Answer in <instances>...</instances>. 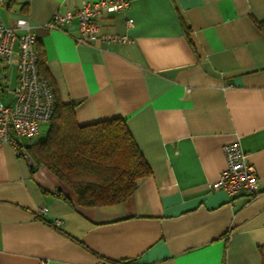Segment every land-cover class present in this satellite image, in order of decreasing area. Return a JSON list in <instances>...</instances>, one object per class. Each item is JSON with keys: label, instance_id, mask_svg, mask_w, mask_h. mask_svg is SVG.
<instances>
[{"label": "crops", "instance_id": "1", "mask_svg": "<svg viewBox=\"0 0 264 264\" xmlns=\"http://www.w3.org/2000/svg\"><path fill=\"white\" fill-rule=\"evenodd\" d=\"M97 1L6 0L0 15L8 27L26 18L78 124L122 119L151 175L127 202L86 208L0 145V264H264V0H126L96 20L126 44H78L76 20L46 27ZM235 141L256 197L211 188Z\"/></svg>", "mask_w": 264, "mask_h": 264}, {"label": "built area", "instance_id": "2", "mask_svg": "<svg viewBox=\"0 0 264 264\" xmlns=\"http://www.w3.org/2000/svg\"><path fill=\"white\" fill-rule=\"evenodd\" d=\"M6 0H0V10ZM126 0H100L83 3L75 12H55L46 27L57 30L76 20L80 37L78 44L102 40L107 43L126 44L124 36H99L96 20L103 14L123 11ZM128 27L133 22L128 21ZM37 39L24 17H16L12 26H6L0 15V145H9L16 154L30 160L25 148L18 143L20 138H33L39 134L42 124L50 123L54 113V94L46 81L40 79L37 66ZM6 98V103L2 102ZM225 169L219 179L211 185L229 196L246 194L256 197L260 193V183L256 170L246 160L238 141L222 147ZM46 213V208L38 211V216ZM60 227L61 221H54ZM98 264H105L99 262Z\"/></svg>", "mask_w": 264, "mask_h": 264}, {"label": "trees", "instance_id": "3", "mask_svg": "<svg viewBox=\"0 0 264 264\" xmlns=\"http://www.w3.org/2000/svg\"><path fill=\"white\" fill-rule=\"evenodd\" d=\"M264 27V24H259ZM38 74L54 94L47 138L25 148L33 167H43L68 187L81 207H106L130 200L151 170L120 118L79 125L73 104L57 100L36 44ZM105 264L132 261L101 260Z\"/></svg>", "mask_w": 264, "mask_h": 264}, {"label": "rangeland", "instance_id": "4", "mask_svg": "<svg viewBox=\"0 0 264 264\" xmlns=\"http://www.w3.org/2000/svg\"><path fill=\"white\" fill-rule=\"evenodd\" d=\"M1 100L4 103H6V101H7L6 98H2ZM48 131H49V125L48 124H45V125L42 124L38 135H36L35 137H33L31 139H24L23 138V139H18V140H20V142H22V143H32V144L39 143V142L44 141L47 138Z\"/></svg>", "mask_w": 264, "mask_h": 264}]
</instances>
